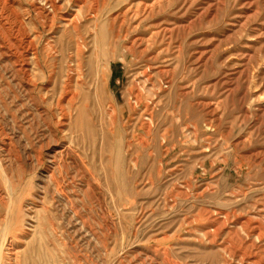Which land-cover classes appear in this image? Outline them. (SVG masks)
<instances>
[{
    "label": "rangeland",
    "instance_id": "obj_1",
    "mask_svg": "<svg viewBox=\"0 0 264 264\" xmlns=\"http://www.w3.org/2000/svg\"><path fill=\"white\" fill-rule=\"evenodd\" d=\"M54 1L0 0L14 264H264V0Z\"/></svg>",
    "mask_w": 264,
    "mask_h": 264
},
{
    "label": "bare ground",
    "instance_id": "obj_2",
    "mask_svg": "<svg viewBox=\"0 0 264 264\" xmlns=\"http://www.w3.org/2000/svg\"><path fill=\"white\" fill-rule=\"evenodd\" d=\"M2 1V3L3 4H5L6 6H7V3H8V1L9 0H1ZM42 1V3H43V6L44 5H49V7H50V9H51V11H49L50 13H52V12H54V16H55V14H56V12L58 11V9H60V7L59 6H57V2L56 1H54V0H41ZM82 1H84V0H82ZM80 2V1H79ZM69 3V2H68ZM2 4V5H3ZM75 4V3H74ZM77 4V3H76ZM75 4V5H76ZM1 5V6H2ZM91 9V8H90ZM93 9V8H92ZM91 11V10H90ZM14 12V11H13ZM77 12V11H76ZM95 12V11H94ZM79 13H81V9L78 11V13L77 14H79ZM14 14H16V13H14ZM39 15L38 16H41L42 17V19H44V15L41 13V12H39L38 13ZM45 17H46V15H45ZM47 18V17H46ZM45 18V19H46ZM47 19H49V18H47ZM63 19V18H62ZM1 20H2V14L0 15V29H3V25H2V22H1ZM65 22H67L68 23V21H67V19L64 17V19H63ZM70 22V21H69ZM111 23V22H110ZM113 23V22H112ZM111 23V24H112ZM73 25V29H75L76 31H77V25H74V24H72ZM5 26V25H4ZM103 28V27H102ZM114 28V27H113ZM113 30V29H112ZM3 31H4V29H3ZM103 35V34H102ZM12 36V35H11ZM96 36H100V34H97ZM1 41V40H0ZM27 42H25V44H26ZM29 43V45H28V49L29 48H31L32 47V45L33 44H31L30 42H28ZM27 43V44H28ZM10 45V44H9ZM77 48V52H78V54L79 55H81V47H80V45L79 44H77V46H76ZM0 48L2 49V50H5V52H6V54H8L7 53V51H8V49L6 48V46L4 45V43L3 42H1V44H0ZM14 50V52H15V49H13ZM12 50V51H13ZM19 50H21V49H19ZM11 52V51H10ZM27 52H29V51H27ZM24 53V52H23ZM11 54V53H10ZM18 54V53H17ZM26 54V53H25ZM33 55H36L35 53L33 54ZM19 56V55H18ZM26 56V55H25ZM78 56V55H77ZM9 58L11 57V58H16L14 55H10V56H8ZM20 58H21V56H20ZM19 58V59H20ZM11 60V59H10ZM13 60V59H12ZM16 61V60H15ZM15 63V62H14ZM18 63V67L20 68V70L21 71H23V72H25V74H26V71H27V69H26V63H25V61H16V63L15 64H17ZM15 67V66H14ZM80 68H81V64L80 63H78L77 64V66H76V68H70L69 69V71H70V73L71 72H76L77 73V75H78V77H79V74H78V72H79V70H80ZM72 74V73H71ZM28 75V74H27ZM76 75V74H75ZM74 75V76H75ZM73 76V77H74ZM73 77H71V75L70 76H68V79H67V81H64V84H65V86L63 87V96H66V97H68V96H70V98H69V104L70 105H73V103L75 102V99L78 97V94H76L74 91H72V81H74L73 80ZM63 86V85H62ZM103 91H104V89H103ZM103 95H105L104 93L102 94V97H103ZM98 96V95H97ZM106 97V96H105ZM104 97V98H105ZM63 98V97H62ZM62 98H60V99H62ZM87 97L85 96V99H86ZM99 99H100V97H98ZM104 98H103V100H104ZM102 100V101H103ZM84 102H86V101H83V103ZM100 102V101H99ZM105 102V101H104ZM103 102V103H104ZM61 103V102H60ZM101 103V102H100ZM103 103H102V105H103ZM62 104V103H61ZM85 104V103H84ZM100 105V104H99ZM60 106V105H59ZM84 106V105H83ZM82 107V106H81ZM80 107V108H81ZM84 109H85V106L83 107ZM87 108V107H86ZM64 109V108H63ZM85 110H87V109H85ZM66 111V110H65ZM83 112V111H82ZM81 112V113H82ZM88 112V111H87ZM66 113V112H65ZM89 113V112H88ZM91 114V113H90ZM60 115V114H59ZM80 115V114H79ZM78 115V116H79ZM82 115V114H81ZM77 116V117H78ZM88 116V115H87ZM68 117H69V115H68ZM86 118V117H85ZM85 118H84V120H85ZM61 121L62 122H66V119H67V115L66 114H64V113H62V116H61ZM83 120V121H84ZM88 120H89V117H88ZM60 122V121H59ZM85 123H87V120H85L84 121ZM84 122H83V124H84ZM63 123V124H64ZM60 124H62V123H59V125ZM79 124V123H78ZM84 125H86V124H84ZM62 126V125H61ZM87 126V125H86ZM88 126H90V125H88ZM89 128V127H88ZM89 138V137H88ZM70 148V147H69ZM69 148H67V149H65L64 148V145H63V149H65V150H63V149H61V150H63V152L61 151L60 152V155L59 156H61L60 157V159H70V160H72V162H73V165H75V167H77V168H79V169H82V167L81 166H83L82 165V163L78 160V156H76L75 154H74V152L73 151H71V149H69ZM58 156V157H59ZM57 158V157H56ZM59 159V160H60ZM79 161V162H78ZM96 163V162H95ZM72 164V163H71ZM54 165V164H53ZM51 167V166H50ZM73 167V166H72ZM52 168V167H51ZM1 171V170H0ZM83 174V173H82ZM51 176H53L52 174H51ZM85 178V177H84ZM61 183V182H60ZM62 186V185H61ZM59 190H60V188H59ZM121 190V189H120ZM64 196H66V195H64ZM67 198V197H66ZM0 200H2V199H0ZM110 221V220H109ZM28 233V232H27ZM25 237H26V235H25ZM19 238V237H18ZM24 238V235L21 237V238H19L20 240L18 241V243L20 242V241H22V243H23V239ZM27 238H28V236H27ZM6 239V238H5ZM25 241V240H24ZM1 242H2V240H1ZM7 242V244H5ZM22 243H19V244H22ZM15 244V243H14ZM13 244H11V241H9V240H5V241H3V243H0V264H2V263H6V264H14V261H15V257H14V249H13V246H12ZM19 262V261H18Z\"/></svg>",
    "mask_w": 264,
    "mask_h": 264
}]
</instances>
